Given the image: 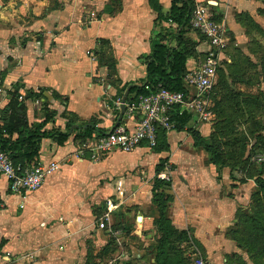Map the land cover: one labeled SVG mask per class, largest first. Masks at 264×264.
<instances>
[{
    "label": "crops",
    "instance_id": "crops-1",
    "mask_svg": "<svg viewBox=\"0 0 264 264\" xmlns=\"http://www.w3.org/2000/svg\"><path fill=\"white\" fill-rule=\"evenodd\" d=\"M187 2L193 9L189 0H0V135L15 141L18 132L9 134L7 125L40 127L48 136L37 138L39 162L60 163L29 193L11 191L0 176V264H238L245 256L234 222L254 180L209 162L183 128L162 133L156 147L96 159L79 153L118 121L135 127L139 117L127 113L137 99L132 88L147 87L153 43L176 47L180 27L169 15ZM196 3L224 27L222 69L241 56L251 75L237 84L264 88V0ZM182 35L196 43L187 61L193 67L209 43L189 24ZM58 132L69 133L63 145ZM167 143L171 151L162 148ZM167 167L170 179H159ZM98 174L119 178L90 196L76 189ZM107 200L117 207L101 229Z\"/></svg>",
    "mask_w": 264,
    "mask_h": 264
},
{
    "label": "rangeland",
    "instance_id": "rangeland-1",
    "mask_svg": "<svg viewBox=\"0 0 264 264\" xmlns=\"http://www.w3.org/2000/svg\"><path fill=\"white\" fill-rule=\"evenodd\" d=\"M244 64L241 56L226 63L209 99L210 121L191 117L183 130L194 139L196 137L203 146L202 150L205 148L208 156L204 152L201 158L206 159L207 156L209 162L240 172L242 181L254 180L248 202L237 208L233 234L246 250L245 256L240 254L238 257V264H264V88L237 84L240 79L251 75L241 68ZM162 148L171 151L168 143ZM164 159L161 163L168 161ZM118 178V174L93 175L83 179L76 189L90 196V191L96 192L105 185L112 186ZM94 256L93 252L91 257ZM189 263L188 260L184 262Z\"/></svg>",
    "mask_w": 264,
    "mask_h": 264
},
{
    "label": "built area",
    "instance_id": "built-area-1",
    "mask_svg": "<svg viewBox=\"0 0 264 264\" xmlns=\"http://www.w3.org/2000/svg\"><path fill=\"white\" fill-rule=\"evenodd\" d=\"M190 15V25L199 31L208 41L209 49L204 59L193 67H189L184 75L185 91H174L161 84L155 88L147 85L146 94H141L136 101L128 105L129 117L138 116L134 128L123 124L107 132L101 133L93 144L83 143L79 149L80 157L91 154L92 159L106 155L113 150L132 152L143 144L155 147L158 142L160 129L167 133L176 128L174 114L183 116L193 112L200 119L208 121L211 113L208 111L209 99L218 80L219 70L222 68L223 55L228 48L224 27L211 18L204 6L196 0ZM192 89L194 91H192ZM118 106L121 101L117 102ZM60 169L56 160L39 162L36 165L16 164L10 153L4 150L0 143V176L6 177L11 191L15 193H29L38 190L46 178ZM169 167L159 174V179L169 180ZM108 211L97 221L98 227L104 229L110 219L112 211L117 207L111 200H107ZM197 264H203L198 258Z\"/></svg>",
    "mask_w": 264,
    "mask_h": 264
},
{
    "label": "trees",
    "instance_id": "trees-1",
    "mask_svg": "<svg viewBox=\"0 0 264 264\" xmlns=\"http://www.w3.org/2000/svg\"><path fill=\"white\" fill-rule=\"evenodd\" d=\"M187 3L188 4H185L182 7L173 5L171 13L169 15V20L176 22V24L180 27L179 32L175 33V37L177 39L176 47H168L167 45L162 43L152 44V50L149 55V61L147 65L148 82L146 83V85H152L155 88L156 86L161 84L165 88L174 91L186 90L184 84V75L187 70V61L196 45L195 42L184 38L182 35L184 28L188 24L190 25L192 3ZM222 71L223 69L221 68L219 70V76ZM145 87L146 86L143 85L132 88V90L136 91L134 99H136L141 94L147 93ZM190 118V115L178 116L177 114H174L173 119L176 121V128L182 129L185 124L188 123ZM5 129L9 134L12 135L14 134V132H18V138L15 141L10 140L8 136L4 137L2 134L0 135L1 146L4 150H7L10 153L13 161L16 164L36 165L39 162L40 158L37 148V138H40L41 136L46 137L48 136L46 135L47 133H42L40 127H35V129L30 130L29 132H25L24 129L21 130L19 128V125H7V128ZM88 130L89 131H87V133L90 135V128ZM58 133L59 135L56 140L60 145H63L67 141L69 133ZM162 133L167 132L162 129L159 130L158 142L156 146H160V138ZM195 135L197 136L196 133L194 134V136ZM195 145L203 147L202 144L196 141V137ZM217 160L219 159H216V161ZM160 169L161 167L159 168V170ZM158 203L159 210L162 214L165 209V202L163 201ZM164 231L165 237L167 236V234L171 233V230H169L168 226H164ZM180 236L186 238L185 233H181ZM179 264H183V262Z\"/></svg>",
    "mask_w": 264,
    "mask_h": 264
},
{
    "label": "water",
    "instance_id": "water-1",
    "mask_svg": "<svg viewBox=\"0 0 264 264\" xmlns=\"http://www.w3.org/2000/svg\"><path fill=\"white\" fill-rule=\"evenodd\" d=\"M125 110H126V108H125V106H123V107H122V115H121L120 119L122 118L123 113L125 112ZM118 125H119V121L116 123L115 127H117ZM115 127H114V128H115Z\"/></svg>",
    "mask_w": 264,
    "mask_h": 264
}]
</instances>
